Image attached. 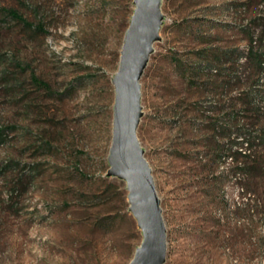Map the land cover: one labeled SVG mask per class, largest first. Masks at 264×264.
<instances>
[{
    "label": "rangeland",
    "instance_id": "374dc122",
    "mask_svg": "<svg viewBox=\"0 0 264 264\" xmlns=\"http://www.w3.org/2000/svg\"><path fill=\"white\" fill-rule=\"evenodd\" d=\"M246 1L160 3L137 137L166 227L163 264H264V173L210 160L197 67L208 45L245 47L234 7ZM132 11V0H0V264H128L141 243L124 182L106 175Z\"/></svg>",
    "mask_w": 264,
    "mask_h": 264
},
{
    "label": "trees",
    "instance_id": "16d2710c",
    "mask_svg": "<svg viewBox=\"0 0 264 264\" xmlns=\"http://www.w3.org/2000/svg\"><path fill=\"white\" fill-rule=\"evenodd\" d=\"M5 14L27 24L14 9ZM234 14L243 21L238 28L246 36L245 47L217 50L208 45L201 49L197 67L210 99L203 113H212L207 126L214 149L210 160L218 164L229 159L230 172L241 176L264 173V0L237 3Z\"/></svg>",
    "mask_w": 264,
    "mask_h": 264
},
{
    "label": "water",
    "instance_id": "95a60500",
    "mask_svg": "<svg viewBox=\"0 0 264 264\" xmlns=\"http://www.w3.org/2000/svg\"><path fill=\"white\" fill-rule=\"evenodd\" d=\"M132 3L118 67L111 78L114 98L106 175L124 182L128 210L142 235L128 264H163L167 252L166 227L151 169L137 137L142 116L140 78L153 43L159 39L161 0H132Z\"/></svg>",
    "mask_w": 264,
    "mask_h": 264
}]
</instances>
